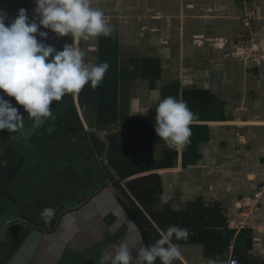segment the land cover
<instances>
[{
  "label": "crops",
  "instance_id": "crops-1",
  "mask_svg": "<svg viewBox=\"0 0 264 264\" xmlns=\"http://www.w3.org/2000/svg\"><path fill=\"white\" fill-rule=\"evenodd\" d=\"M90 3L113 29L79 41L87 63L110 65L100 85L53 101L39 127L5 95L24 126L0 130V264H106L171 225L189 231L173 239L175 264H264V196L252 202L264 181V0ZM35 7L0 0L9 23ZM41 30L58 51L73 43ZM168 96L194 114L181 150L154 130Z\"/></svg>",
  "mask_w": 264,
  "mask_h": 264
},
{
  "label": "clouds",
  "instance_id": "clouds-1",
  "mask_svg": "<svg viewBox=\"0 0 264 264\" xmlns=\"http://www.w3.org/2000/svg\"><path fill=\"white\" fill-rule=\"evenodd\" d=\"M34 15L29 18L21 8L9 23L0 10V130L16 132L24 126V118L11 99L23 106L34 126L39 127L52 118L50 107L66 95H76L90 85L96 89L110 65L107 61L91 64L85 61L79 41L100 36L108 37L113 29L102 10L93 8L90 0H35ZM48 29L58 37L71 36L73 43L62 50L47 44ZM39 36L41 39H38ZM194 114L187 103L174 96L160 100L155 109L156 135L171 149L181 150L190 144L191 122ZM161 204L170 196L162 193ZM56 215L52 207L44 208L41 219L50 223ZM131 223V222H130ZM189 231L176 225L162 230L154 243H138L136 256L128 244H119L114 254L105 258L106 264H175L181 251L173 239H187Z\"/></svg>",
  "mask_w": 264,
  "mask_h": 264
},
{
  "label": "built area",
  "instance_id": "built-area-1",
  "mask_svg": "<svg viewBox=\"0 0 264 264\" xmlns=\"http://www.w3.org/2000/svg\"><path fill=\"white\" fill-rule=\"evenodd\" d=\"M244 1H248V0H244ZM253 17H254V12L252 11V9H249L244 17V25L250 26ZM263 196H264V181L259 186L258 191L253 195L252 198L253 204L254 205L257 204ZM228 264H242V263L237 256L232 255L228 261Z\"/></svg>",
  "mask_w": 264,
  "mask_h": 264
},
{
  "label": "trees",
  "instance_id": "trees-1",
  "mask_svg": "<svg viewBox=\"0 0 264 264\" xmlns=\"http://www.w3.org/2000/svg\"><path fill=\"white\" fill-rule=\"evenodd\" d=\"M247 232H249V230H247ZM249 242H252V233L250 234ZM249 242H248V243H249ZM248 246H249L248 248H251V243H250Z\"/></svg>",
  "mask_w": 264,
  "mask_h": 264
}]
</instances>
